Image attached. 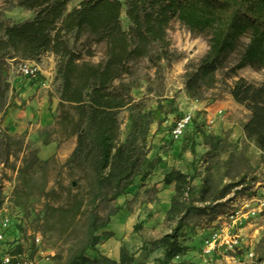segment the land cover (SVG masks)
<instances>
[{
  "label": "trees",
  "instance_id": "obj_1",
  "mask_svg": "<svg viewBox=\"0 0 264 264\" xmlns=\"http://www.w3.org/2000/svg\"><path fill=\"white\" fill-rule=\"evenodd\" d=\"M14 1L35 14L15 24L0 19V120L9 108V60L36 59L46 52H53L59 59L56 72L61 80L60 106L76 114V145L65 166L83 179L86 191L84 196L76 197L68 191L74 198L69 197L66 206L47 205V213L56 216L62 231L69 233V245L55 257V264H138L126 247H121L118 259L87 253L100 243L102 235L112 234L106 229L120 210L115 201L138 176H147L144 170L150 164L151 113L144 101L133 95L136 81L123 78L132 77L131 64L144 58L156 67L157 78L161 76L159 61L168 54L171 40L167 30L174 20L192 34L206 36L209 43L205 56L187 67L185 88L190 98L208 99V92L219 82L218 73L224 69L227 71L223 74L229 77L245 66L264 69V0H81L69 11L73 0ZM124 10L130 21L128 29L122 23ZM67 34L76 41L85 36L94 43L104 42L106 60H84L68 45ZM233 55L235 61L229 63ZM228 92L249 111L243 132L264 155V81L240 76ZM124 109L128 111L130 131L122 139L119 113ZM190 128L192 131L180 139L184 140L183 152L188 148L194 152L199 132L212 147L214 136L205 133L202 124L194 119ZM194 179V175L176 168L164 174V184L174 185L166 218L175 226L153 241L164 248L159 264H174L175 258L185 255L187 247L180 241L182 229L194 216L206 214L213 220L222 214L217 215L223 200H230L243 183L214 189L205 179L197 193ZM15 252L21 253V247H15Z\"/></svg>",
  "mask_w": 264,
  "mask_h": 264
},
{
  "label": "rangeland",
  "instance_id": "obj_2",
  "mask_svg": "<svg viewBox=\"0 0 264 264\" xmlns=\"http://www.w3.org/2000/svg\"><path fill=\"white\" fill-rule=\"evenodd\" d=\"M80 1H71L68 11L78 7ZM34 14L14 0H0V19L7 24L24 22ZM122 23L128 29L130 21L125 10ZM167 31L171 44L167 56L159 61L163 67L161 76L157 78L156 67L144 58L131 64L132 77L123 78L136 81L133 95L136 100L144 101L152 117L148 136L150 164L144 170L147 176L135 179L134 186L140 185L135 196H128L130 186L115 201L120 210L111 218L109 227L114 221L117 230L108 227L106 231L112 234L102 235L100 243L88 250L90 256L107 255L118 259L121 247H126L138 264H159L164 248L153 241L175 226L174 221L166 218L174 185L163 182L164 174L173 168L195 176L193 184L197 193L205 179L214 189L243 181L230 195V200H223L224 205L217 215L229 213L250 194L264 191V155L255 141L243 132V124L250 113L228 92L230 84L240 76L255 82L264 81V69L245 66L231 77L223 74L227 71L224 69L218 73L219 82L208 92V99L194 100L187 95L185 73L190 63H198L205 56L209 49L208 39L192 34L177 20L171 22ZM65 38L84 60L94 63L106 60L104 42L94 43L85 36L76 41L72 34ZM21 60L24 59L9 60L6 72L11 89L7 98L8 112L0 120V211L10 213L13 218L8 234L12 247L20 246L21 253L37 264H55V257L69 245V233L62 231L56 216L47 213V205L66 206L69 197L74 198L68 191L71 190L75 197L84 196L86 191L83 179L74 176L65 166L76 145V114L69 107L60 106L61 80L56 72L59 59L53 52L31 59L39 64L44 74L40 81H31L28 85V80L18 77L15 70ZM233 61L234 55L228 59L229 63ZM17 82H24V93L14 87ZM219 94V99H213ZM196 101L199 105L194 119L203 125L205 133L214 136L212 147L205 143L203 132H199L194 152L191 148L183 152L184 140L171 139L169 131L175 120L192 109ZM46 104L53 117L48 124L42 122L39 113ZM208 107L210 111L206 110ZM219 108L223 109V118L217 117L210 123L209 117ZM119 117L122 139H125L130 131L128 111L121 110ZM190 131L192 128L187 133ZM161 182L163 184L159 185ZM50 190L53 192L46 195ZM217 217L211 220L210 215L205 214L190 220L180 232V241L187 247L186 254L175 258L174 264L204 263L200 255L203 241L218 223ZM242 232L244 246L253 247L258 259L264 260V213L250 221ZM227 254L220 251L206 264H230Z\"/></svg>",
  "mask_w": 264,
  "mask_h": 264
},
{
  "label": "built area",
  "instance_id": "obj_3",
  "mask_svg": "<svg viewBox=\"0 0 264 264\" xmlns=\"http://www.w3.org/2000/svg\"><path fill=\"white\" fill-rule=\"evenodd\" d=\"M18 77L37 80L41 68L39 64L31 59L19 61L15 66ZM194 107L184 111L172 125L169 134L171 139L178 141L188 131L195 118L197 101L193 102ZM209 107L206 108L209 111ZM223 109H217L215 115L209 117V122L214 123L217 117L223 118ZM264 213V191L254 192L244 198L241 205H236L229 213L220 214L217 217L218 223L210 234L204 239L201 257L206 264L210 258L218 256L220 251H225L230 264H264L263 259H258L254 248L244 246V227L253 219ZM13 218L10 213L0 211V264H37L36 261L22 253H16L8 241V233L13 225Z\"/></svg>",
  "mask_w": 264,
  "mask_h": 264
},
{
  "label": "crops",
  "instance_id": "obj_4",
  "mask_svg": "<svg viewBox=\"0 0 264 264\" xmlns=\"http://www.w3.org/2000/svg\"><path fill=\"white\" fill-rule=\"evenodd\" d=\"M41 74H44L43 73V71H41L40 72V75H39V78L37 79V80H31V79H25V78H23V79H25V80H28V83L26 84V85H28V84H30L29 82H31V81H40V79H42V75ZM45 82L46 81H44V84H45ZM24 82H17V83H14V87L17 89V90H21V92L22 93H24V84H23ZM199 104H197V106H198ZM193 107H194V105H193ZM192 107V108H193ZM210 108V107H209ZM211 109V108H210ZM210 109H209V111H210ZM190 110V109H189ZM39 113H40V116H41V119H42V122L44 123V124H48V123H50L51 121H52V119H53V117H52V115H51V112H50V109H49V105L48 104H46V105H44L43 107H41V110L39 111ZM163 184V182H161V183H159V185H162ZM131 190V193H129L128 194V196L130 197V196H135L136 195V193L138 192V191H140V185H137V186H134V184L132 185V188L130 189ZM113 223H114V221H113ZM113 223L111 222V227H109V228H111L110 230H113V231H116L117 229L113 226ZM117 258V257H116Z\"/></svg>",
  "mask_w": 264,
  "mask_h": 264
}]
</instances>
